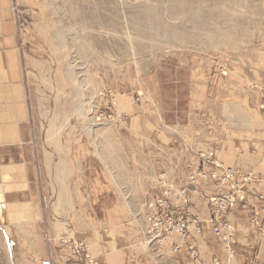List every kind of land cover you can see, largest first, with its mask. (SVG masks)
<instances>
[{"label":"crops","instance_id":"obj_1","mask_svg":"<svg viewBox=\"0 0 264 264\" xmlns=\"http://www.w3.org/2000/svg\"><path fill=\"white\" fill-rule=\"evenodd\" d=\"M19 2L0 0L1 240L19 246L21 258L33 264L58 256L62 237L86 240L100 264H214L215 258L220 264H264V202L258 206L262 229L252 222V210L237 206L230 212L236 243L229 258L210 222L209 202L228 186L213 180L196 188L187 184L188 174L201 169L200 153L214 150L219 164L254 174L246 185L251 203L264 194V46L255 47L252 58L239 57L236 79L221 84V94L213 87L207 109L198 114L159 113L156 125L154 114L134 108L122 94L119 110L132 124L156 132L158 144L142 147L147 153L141 158L126 156L119 163L87 142L85 127L62 123L67 108L55 113L54 46L39 25L35 33L24 31ZM58 86L64 101L68 88L62 78ZM119 165H125L120 175ZM133 180L142 187L130 194ZM167 185L190 187L189 210L202 217L203 230L188 240L174 236L144 247L150 216ZM191 240L196 258L188 249ZM177 243L181 247L174 250Z\"/></svg>","mask_w":264,"mask_h":264},{"label":"rangeland","instance_id":"obj_2","mask_svg":"<svg viewBox=\"0 0 264 264\" xmlns=\"http://www.w3.org/2000/svg\"><path fill=\"white\" fill-rule=\"evenodd\" d=\"M20 1L24 31L35 33L39 25L54 46L55 113L67 108L62 123L85 127L87 142L119 163L126 156L141 158L147 153L142 147L158 144L156 132L132 124L119 110L122 94L134 108L154 114L156 125L159 113L198 114L207 109L213 87L221 94V84L236 79L239 57L252 58L253 49L264 46V0ZM61 78L68 88L64 101ZM83 105L86 111L80 112ZM125 124L132 126L131 134ZM154 152L157 156V147ZM139 187L133 180L130 194ZM21 256L19 246L0 238V264H33ZM55 256L39 264L70 263L61 243Z\"/></svg>","mask_w":264,"mask_h":264},{"label":"built area","instance_id":"obj_3","mask_svg":"<svg viewBox=\"0 0 264 264\" xmlns=\"http://www.w3.org/2000/svg\"><path fill=\"white\" fill-rule=\"evenodd\" d=\"M114 105V98H113ZM264 111V104L262 107ZM118 118V116H117ZM201 169H194L188 174L187 184L195 188L201 181L213 180L228 186L229 191L209 197L211 205L210 222L216 233L221 234L224 248L232 258L235 254V229L228 217L233 208L239 206L242 210H252V222L260 229L263 224L260 221L258 208L264 202V194L256 196L255 203H251L246 195V185L250 183L254 174L252 172H241L238 169L228 166L224 167L216 160L214 150L201 152ZM189 192L187 185H167L163 194L158 199V209L150 216V228L148 237L145 238L143 246L151 242L164 244L168 237H178L181 240L190 239L194 233L200 234L203 230V219L189 210ZM60 243L65 250L70 252L69 264H100L99 259L92 253L90 244L83 239L62 237ZM181 244L177 243L174 250H178ZM188 249L196 258L198 247L192 240L188 242ZM214 264H220L217 258Z\"/></svg>","mask_w":264,"mask_h":264},{"label":"bare ground","instance_id":"obj_4","mask_svg":"<svg viewBox=\"0 0 264 264\" xmlns=\"http://www.w3.org/2000/svg\"><path fill=\"white\" fill-rule=\"evenodd\" d=\"M86 111V108H85V106L83 105V106H81V108H80V112H85ZM90 126V125H89Z\"/></svg>","mask_w":264,"mask_h":264},{"label":"water","instance_id":"obj_5","mask_svg":"<svg viewBox=\"0 0 264 264\" xmlns=\"http://www.w3.org/2000/svg\"><path fill=\"white\" fill-rule=\"evenodd\" d=\"M191 188H193V187H191Z\"/></svg>","mask_w":264,"mask_h":264}]
</instances>
